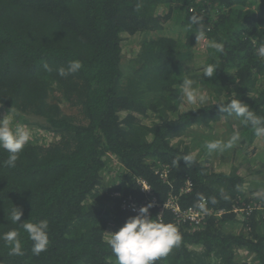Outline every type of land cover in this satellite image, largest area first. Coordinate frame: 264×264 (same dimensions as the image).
I'll list each match as a JSON object with an SVG mask.
<instances>
[{
    "label": "trees",
    "instance_id": "obj_1",
    "mask_svg": "<svg viewBox=\"0 0 264 264\" xmlns=\"http://www.w3.org/2000/svg\"><path fill=\"white\" fill-rule=\"evenodd\" d=\"M193 14L223 54L200 49L188 27ZM135 40L132 57L123 55ZM262 41L264 0H0V107L52 136L30 140L15 168L3 166L0 149V235L17 229L25 253L9 256L0 240V264H115L104 237L136 215L124 202L146 200L138 180L160 205L173 198L194 207L202 194L213 214L222 212L192 228L169 209H150L182 236L156 264H264L263 166L250 179L234 165L215 171L219 152L205 148L218 140L215 128L224 141L238 130L227 154L233 163L264 139L215 105L237 97L264 117V59L255 54ZM72 60L81 70L60 77L56 69ZM209 63L217 66L212 78L202 76ZM185 75L209 97L200 109L181 105ZM192 153L194 164L173 165ZM187 179L191 189L182 193ZM12 206L23 212L18 223L47 220V251L32 254L27 233L8 219Z\"/></svg>",
    "mask_w": 264,
    "mask_h": 264
},
{
    "label": "clouds",
    "instance_id": "obj_2",
    "mask_svg": "<svg viewBox=\"0 0 264 264\" xmlns=\"http://www.w3.org/2000/svg\"><path fill=\"white\" fill-rule=\"evenodd\" d=\"M139 8L140 5L137 4L136 10H139ZM203 20L204 17L202 15L193 14L188 17L189 29L193 26L196 28L195 40L206 42L207 47L215 50L216 53L223 54L224 44L208 40L206 32L210 31V29H206ZM255 39L253 38V40ZM255 54L259 58L264 59V41L258 44ZM43 67L45 71H52V68L46 63ZM82 67L81 61L72 60L68 62L67 67H59L56 71L60 77H66L79 72ZM216 70L217 66L215 64H206L203 66L202 76L212 78ZM194 85L195 81L185 75L180 85L179 100L181 105L195 106L197 110L208 102L209 97L206 92L194 87ZM233 95L236 97L235 93ZM215 105L218 106L219 113L235 117L240 121L241 125L250 127L255 136L264 137V117L257 116L246 103H243L237 97L226 103L218 101ZM31 138V129L27 125L14 124V120L9 113L3 119H0V149L8 154L7 159L3 161V166L15 168L19 154L25 145L30 142ZM240 139V133L237 130L227 141L213 140L206 142L205 148L209 154L213 152L223 153L233 148ZM195 159L194 153L186 154L175 157L172 163L178 167L179 162L183 161L188 166L194 164ZM187 183L190 184L191 182L187 181ZM141 189L144 191L149 190L147 187ZM220 191L223 195L224 190L221 189ZM224 198L227 199L228 197L225 196ZM207 203V198L202 194H198V203L194 206L199 210L197 214H208ZM211 203H216V200L212 198ZM153 206L152 203H149L140 207L136 215L127 218L118 231L106 233L104 239L115 258V264H156V261L166 257L174 247L180 246L182 236L178 227L173 223H164L160 218L162 213L158 214L154 219L151 218L149 209ZM22 215L21 209L12 206L8 219L12 224L18 225L20 229L27 233L28 239L32 242V254L39 256L42 252L47 251L49 247L48 222L47 220H41L36 223L26 221L18 223ZM0 240H3L5 246L9 249V256H23L25 254L20 240V232L17 229L3 233L0 235Z\"/></svg>",
    "mask_w": 264,
    "mask_h": 264
},
{
    "label": "rangeland",
    "instance_id": "obj_3",
    "mask_svg": "<svg viewBox=\"0 0 264 264\" xmlns=\"http://www.w3.org/2000/svg\"><path fill=\"white\" fill-rule=\"evenodd\" d=\"M136 48H137V41L136 40L133 42L127 43L124 46L123 55L132 57V55L135 53ZM200 53L204 54V52H202V51H200ZM184 105H186V107H184L185 109L195 107V106H191V105H187V104H184ZM8 113L13 118L14 124L27 125L28 128L31 129V133H32L31 141H39V142H43L46 144L52 140V136L49 133H44L43 131H38V130L32 129V128H35L32 125V122H35L34 119H27V123L19 121L13 113L3 109V107H0V119H3ZM214 133H215V135H217L216 138L218 140L224 141L225 139H227L229 137L228 135H226V132L223 130L222 127L221 128H215ZM185 140L187 143L188 140L187 139H185ZM229 150L230 149L226 150L223 153L219 152V155L217 157H215L214 160L212 161V163L210 164V168L215 170V171H227L231 165H234V166L239 168L240 173L243 174L244 176H246L247 179L251 178L252 174L250 175V172L256 166H263V172H264V165H263L264 164V139L261 138L260 141H257L256 146L251 147L250 151L247 150L246 154H245V152H244V154H240V153L234 154V156L232 157V158H234V161H232L233 163H230V161L228 160L229 156L227 157ZM214 154L215 153H212V155H214ZM113 162L115 163V166L117 168L118 167L117 161L114 160ZM257 188H258V186H257ZM239 257L243 258L245 260L247 258V255H246V253L241 252V255H239ZM246 261L249 262L250 258L246 259Z\"/></svg>",
    "mask_w": 264,
    "mask_h": 264
},
{
    "label": "built area",
    "instance_id": "obj_4",
    "mask_svg": "<svg viewBox=\"0 0 264 264\" xmlns=\"http://www.w3.org/2000/svg\"><path fill=\"white\" fill-rule=\"evenodd\" d=\"M201 42V41H200ZM206 46V42H201L200 43V49H205ZM187 181L190 180H186L185 181V185L184 187L181 189L182 193H186L189 192L191 189L192 184H188ZM141 188H145L147 187L149 190L148 191H144L142 190L143 194L146 196V200L143 201L142 203L138 204L135 201H128V202H124L122 207L124 209H128L129 211H131V213H137V210L142 207V206H146L149 203H152L154 206L150 209H153L155 206H159L160 210L162 211L163 209H169L171 210L172 214L174 215V220H176L177 223L181 224V223H188L190 225V227L192 228H199L201 227L206 218L208 216H212V215H220L222 212H217V214H213V210L208 208V214L204 215L203 213L197 214L199 212V210L195 207H187V208H181L179 206V204L175 201V199L170 198L164 205H160L156 202V200L154 198H151V191L149 186L147 185V183H145V181L142 180H138ZM261 208V207H259ZM149 209V211H150ZM244 211V209H234L233 212L239 214L242 213Z\"/></svg>",
    "mask_w": 264,
    "mask_h": 264
}]
</instances>
